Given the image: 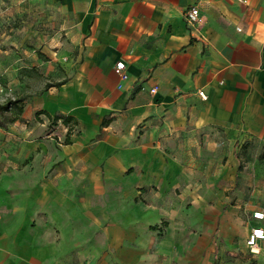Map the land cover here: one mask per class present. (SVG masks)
I'll return each instance as SVG.
<instances>
[{"label": "crops", "instance_id": "1", "mask_svg": "<svg viewBox=\"0 0 264 264\" xmlns=\"http://www.w3.org/2000/svg\"><path fill=\"white\" fill-rule=\"evenodd\" d=\"M49 1L70 39L66 76L29 99L25 122L9 129L8 148L17 133L23 139L9 166L34 158L35 172L22 174L39 183L15 182L26 198L14 205V225L0 217V264H159L177 255L181 264H264V240L247 245L264 230L252 217L264 213V0ZM192 7L202 20L195 29L185 19ZM121 61L126 80L115 69ZM56 115L73 118L62 146L69 126ZM176 195L194 196L199 212L219 197L211 248L199 224L190 235L185 203L167 200ZM145 202L147 215H129ZM37 210L59 239L32 236ZM78 212L95 232L72 254L84 244ZM161 216L167 230H158ZM195 238L202 247L192 250Z\"/></svg>", "mask_w": 264, "mask_h": 264}, {"label": "rangeland", "instance_id": "2", "mask_svg": "<svg viewBox=\"0 0 264 264\" xmlns=\"http://www.w3.org/2000/svg\"><path fill=\"white\" fill-rule=\"evenodd\" d=\"M63 26L64 20L61 19L59 10L49 0H0V217L6 227L14 225L12 224L13 218H11L14 214V205L22 203L26 198L16 195L15 182H21L22 184L25 181L32 187L39 183L36 180L30 181L23 178L25 176L22 174L27 169L35 172L36 169L30 165L34 158L29 157L25 161L18 162L16 166H9L8 161L14 159L11 152L16 150L19 154L20 151H23V147H20L23 139L20 138L18 133L15 135L17 140H14L16 142L13 145H17V147L9 146L8 148L9 129L11 130V125H14L15 121H19L20 124L25 122L22 117L23 113L19 116V110L21 109L24 112L29 99L42 94L45 90H49V87L56 86L65 80L64 65L68 57L67 49L70 45V39ZM42 138H46V135H43ZM64 142L65 140L62 139L61 142L57 143L62 146ZM36 198L37 196H31V203H35ZM77 199L81 205L85 202L83 195L77 197ZM174 199L179 200L180 203H185L186 208H188L187 212L182 213L183 215L191 214L192 229L188 228L190 235L194 237L200 234V226L202 230L208 232L209 237L208 245L203 247L211 248L214 243V238L212 240L211 237L216 231L219 217L214 210V206L220 200L219 197H209L208 202L210 205L206 212L191 211V209H195L192 207L195 200L194 196L183 201V197L176 195L169 197L167 200L170 204L177 205L178 202ZM224 202L227 203L226 208L230 210L235 203L233 195L224 197ZM156 203L160 204V201L158 200ZM136 206L128 208L129 215L136 218H140L143 214L147 215L149 204L143 209L140 204ZM118 213L120 212H116V214ZM96 214L102 215V212L97 211ZM80 215L83 214L78 212L74 231L75 237L83 240L84 244L80 245L72 254L86 246L92 229L83 223ZM44 216L45 213L42 211L37 210L35 212L29 223L32 236L38 237L48 234L59 239L58 226L55 224L50 225ZM168 219L166 216L159 218L158 230H167ZM176 220H178V217H176ZM198 224L199 226H197ZM177 229L179 230L178 227ZM92 232L94 233L95 230L92 229ZM200 247L202 245L199 246V240H195L192 250ZM179 258H182V255H177L175 261H166L164 256H161L159 264H181L182 260ZM227 264L247 263L242 259H233L229 260Z\"/></svg>", "mask_w": 264, "mask_h": 264}, {"label": "built area", "instance_id": "3", "mask_svg": "<svg viewBox=\"0 0 264 264\" xmlns=\"http://www.w3.org/2000/svg\"><path fill=\"white\" fill-rule=\"evenodd\" d=\"M185 19L187 21V23L189 24V26H191L192 28H198V26H200V24H202V20L200 17V11L197 7H192L191 9H189L186 13H185ZM198 29H196L197 31ZM240 31V29H238ZM126 65L123 61L117 63L116 65V72L120 75L122 80H126L128 78L125 69H126ZM157 92V87H154L153 89H151V93L155 94ZM200 97L203 100L207 99L206 94L201 91L199 92ZM252 217L255 220L258 221H263L264 220V213L260 212H255L253 213ZM264 240V230L263 229H254L247 241V245L249 247H254L257 245L258 242Z\"/></svg>", "mask_w": 264, "mask_h": 264}, {"label": "trees", "instance_id": "4", "mask_svg": "<svg viewBox=\"0 0 264 264\" xmlns=\"http://www.w3.org/2000/svg\"><path fill=\"white\" fill-rule=\"evenodd\" d=\"M59 86H61V84L56 85V86H52V87H59ZM49 88H51V87H49ZM14 104H17V103H14ZM15 106H17V105H15ZM6 108H7V107H6ZM22 113H23V112H22V110L20 109V110H19V116H21ZM41 114H44V113H39L38 115H41ZM54 118H55V119H58V120H62L64 125L69 126V130H68L67 138H66V141H65V144H68L69 138L71 137V135H72V133H73V131H72L73 126H71V123H72V121H73V118H69V117H61V116H57V115H56ZM17 119H18V118H17ZM261 158L264 160V152H263Z\"/></svg>", "mask_w": 264, "mask_h": 264}]
</instances>
